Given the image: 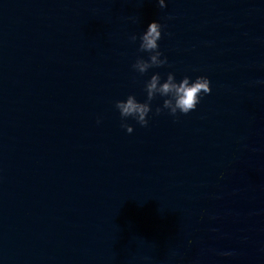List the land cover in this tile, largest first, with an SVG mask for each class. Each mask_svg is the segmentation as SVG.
Returning a JSON list of instances; mask_svg holds the SVG:
<instances>
[{
    "label": "water",
    "instance_id": "1",
    "mask_svg": "<svg viewBox=\"0 0 264 264\" xmlns=\"http://www.w3.org/2000/svg\"><path fill=\"white\" fill-rule=\"evenodd\" d=\"M165 3L0 0V264H264V0ZM157 73L212 93L122 121Z\"/></svg>",
    "mask_w": 264,
    "mask_h": 264
},
{
    "label": "clouds",
    "instance_id": "2",
    "mask_svg": "<svg viewBox=\"0 0 264 264\" xmlns=\"http://www.w3.org/2000/svg\"><path fill=\"white\" fill-rule=\"evenodd\" d=\"M159 7L165 9L167 4L165 0H158ZM133 22H138V18H133ZM164 26L159 22H153L147 30L141 35H131L129 40L135 44L139 39V52L148 53V58L144 59L138 56L132 69L140 75H146L150 69L161 68L168 64L167 57H161L164 54L160 51L159 41L163 38L162 28ZM171 35V33H169ZM147 99L145 102H138L134 95H129L126 101H117L116 109L120 112L121 120L126 121L129 118L134 119L141 127H148L149 114L152 112V102L159 96L164 98L163 106L157 107L155 114L161 115L164 110L172 117H178V114L188 115L197 109L203 96L211 95V81L204 76L197 77L192 81L190 77L185 76L179 83L174 74L169 73L165 82L161 83L159 73L152 75L151 79L145 85ZM97 123H100L98 120ZM121 127L126 129L127 133L132 134L134 129L127 123H122ZM222 178V177H221ZM191 244L192 242L189 241ZM225 255H230L226 253Z\"/></svg>",
    "mask_w": 264,
    "mask_h": 264
}]
</instances>
